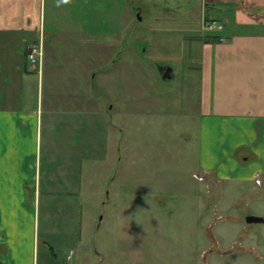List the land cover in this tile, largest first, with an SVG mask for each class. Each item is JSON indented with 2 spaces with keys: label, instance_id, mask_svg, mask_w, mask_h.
I'll list each match as a JSON object with an SVG mask.
<instances>
[{
  "label": "rangeland",
  "instance_id": "obj_1",
  "mask_svg": "<svg viewBox=\"0 0 264 264\" xmlns=\"http://www.w3.org/2000/svg\"><path fill=\"white\" fill-rule=\"evenodd\" d=\"M103 2L101 106H58L57 124L43 125L41 189L23 191L28 213L15 240L22 262L33 253L35 264H264L261 234H249L262 225L246 222L262 212L259 186L230 183L232 159L242 158L217 154L214 141L212 159L204 137L202 146L203 0ZM6 194L8 213L18 212L17 193Z\"/></svg>",
  "mask_w": 264,
  "mask_h": 264
},
{
  "label": "crops",
  "instance_id": "obj_2",
  "mask_svg": "<svg viewBox=\"0 0 264 264\" xmlns=\"http://www.w3.org/2000/svg\"><path fill=\"white\" fill-rule=\"evenodd\" d=\"M102 1L0 0V264H28L22 262L15 240L28 213L23 191L32 185L41 189L37 178L43 125L57 124L58 106H101L96 86L107 72L102 65L107 64L108 47L107 31L100 25L106 15ZM202 14L205 34L196 39L201 66L195 69L205 117L202 146L204 137L212 159L214 141L217 154L242 158V165L232 159L229 182L244 189L259 186L262 212L256 216L264 220V0H203ZM87 16L95 21L86 23ZM210 21L223 31L207 32L204 22ZM33 43H42L41 66L27 63V47ZM23 106L30 107L22 112ZM201 159V171L211 180ZM44 179L54 183L53 175ZM11 190L19 197L18 212L9 214L6 192ZM257 225L260 230L249 234H261L263 250L264 224ZM29 264H35L33 253Z\"/></svg>",
  "mask_w": 264,
  "mask_h": 264
},
{
  "label": "built area",
  "instance_id": "obj_3",
  "mask_svg": "<svg viewBox=\"0 0 264 264\" xmlns=\"http://www.w3.org/2000/svg\"><path fill=\"white\" fill-rule=\"evenodd\" d=\"M204 29L207 32H222L223 26L215 21L204 22ZM43 57L42 43H33L27 47L26 60L30 67L41 66ZM259 180H257V183ZM73 253L67 255V261H71Z\"/></svg>",
  "mask_w": 264,
  "mask_h": 264
},
{
  "label": "water",
  "instance_id": "obj_4",
  "mask_svg": "<svg viewBox=\"0 0 264 264\" xmlns=\"http://www.w3.org/2000/svg\"><path fill=\"white\" fill-rule=\"evenodd\" d=\"M164 72V73H163ZM159 73L162 74L161 78L162 80L166 81V80H171L173 77V71L170 68H162L159 69ZM247 224L248 225H256V224H264V220L261 218H257V217H249L247 218Z\"/></svg>",
  "mask_w": 264,
  "mask_h": 264
},
{
  "label": "trees",
  "instance_id": "obj_5",
  "mask_svg": "<svg viewBox=\"0 0 264 264\" xmlns=\"http://www.w3.org/2000/svg\"><path fill=\"white\" fill-rule=\"evenodd\" d=\"M207 39L210 40V41H215V42L217 41L216 36L215 37L214 36L213 37L209 36Z\"/></svg>",
  "mask_w": 264,
  "mask_h": 264
},
{
  "label": "flooded vegetation",
  "instance_id": "obj_6",
  "mask_svg": "<svg viewBox=\"0 0 264 264\" xmlns=\"http://www.w3.org/2000/svg\"><path fill=\"white\" fill-rule=\"evenodd\" d=\"M163 73H164V72H163ZM163 73H162V74H163ZM162 74H160V75H162Z\"/></svg>",
  "mask_w": 264,
  "mask_h": 264
}]
</instances>
